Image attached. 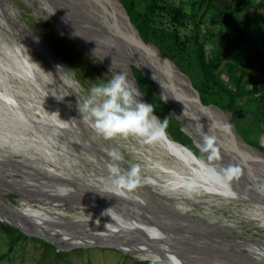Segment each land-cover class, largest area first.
Here are the masks:
<instances>
[{
	"label": "bare ground",
	"instance_id": "6f19581e",
	"mask_svg": "<svg viewBox=\"0 0 264 264\" xmlns=\"http://www.w3.org/2000/svg\"><path fill=\"white\" fill-rule=\"evenodd\" d=\"M42 1L53 8L49 0ZM56 1L77 14H102L116 27L128 28L111 0ZM23 12L0 0V194H16L21 203L15 210L0 209L5 215L0 216L27 235L66 241L68 246L118 248L144 261L263 264L239 254L244 246L232 241L231 230L221 240L203 235L211 229L215 236L221 235L218 226L230 222L227 217L232 210H239L251 225L264 230V197L232 174L210 168L173 146L165 132L147 146L129 136L142 144L135 150L117 137L106 140L99 136L78 107V101L82 103L89 92L69 67L61 64L63 60L51 40L38 33ZM89 26L85 27L90 32L84 39L87 47L103 55L107 63L127 70L130 65L116 54L106 34L98 26ZM18 42L24 44L22 55L13 51ZM100 42L108 46L107 53L99 49ZM139 99L147 103L143 95ZM174 106L188 120L180 104L175 101ZM226 120L229 122V117ZM112 153L121 159L116 160ZM6 157L47 181L31 175L25 179L13 177L18 171L2 164ZM260 161L264 168V159ZM112 164L121 172L139 165V186L144 190L113 188L109 171ZM100 167L105 174L96 169ZM229 175L231 179L226 178ZM7 182L13 184L12 188ZM146 188L159 193L165 202L152 200L155 196ZM198 199L210 201L226 213L206 214L197 205ZM237 199L247 206L236 203ZM16 211L23 217L18 218Z\"/></svg>",
	"mask_w": 264,
	"mask_h": 264
},
{
	"label": "rangeland",
	"instance_id": "374dc122",
	"mask_svg": "<svg viewBox=\"0 0 264 264\" xmlns=\"http://www.w3.org/2000/svg\"><path fill=\"white\" fill-rule=\"evenodd\" d=\"M5 1L24 11L25 18L32 19L36 31L51 40L56 53L63 60L61 64L69 67L87 92L93 85L103 84L116 73L126 72L147 103L154 106V114L161 120L168 118L165 133L170 144L195 156L210 168L231 174L212 158L205 144L185 125L182 116L176 114L171 105L174 102L144 72L132 68V65L127 70H122L89 55L63 35L58 25L51 19L56 16L54 8H49L42 0ZM117 1L120 7L128 10L131 23L137 31L141 30L144 41L152 46L153 53L177 65L193 85L198 86L204 80L195 52L198 44H201L204 59L211 64L210 74L233 92L234 104L241 106L246 100L255 104V98L259 95L257 90L264 85V0H203L201 4L197 0ZM224 15L230 16L231 20L224 21L222 19ZM238 33L241 34V39L237 37ZM139 35L141 36L140 33ZM18 44L13 47V51L22 55L24 44L23 42ZM250 56H256V59L248 64ZM203 95L207 104L222 110L225 120L229 117L230 124L242 140L257 143L264 153V117L261 113L256 117L254 116L256 113H246L237 118L233 112L224 108L229 102V96L215 86L208 87ZM175 108L178 112L179 108ZM117 140L134 150L142 145L136 138L117 137ZM11 160L6 157L2 164L17 169L18 173L12 174L13 177L25 179L26 175H31L46 180L43 176L19 166L18 161L11 163ZM135 160L138 161V158L135 157ZM96 169L105 174L102 167ZM6 185L12 188L13 184L7 182ZM136 188L144 190L139 185ZM66 192L75 194L73 191ZM147 192L155 196L152 200L165 202L156 191L147 189ZM196 203L206 214L222 216L226 213L224 209L210 201L198 199ZM236 203L247 206L242 200ZM19 206L21 207V203L18 195L0 194V209L3 211L15 210L17 207L20 208ZM164 207L165 204L162 208L166 210ZM232 211L234 212L228 213L227 217L230 222L218 226L217 233L221 235L215 236L211 229L203 237L221 240V237L231 230L232 241L244 246L239 254L264 264V230L251 225L252 223L239 210ZM0 215L5 216L3 212ZM16 215L18 218L23 217L21 211H16ZM0 218L3 220H0V264H169L162 261H144L136 254H124L118 248L105 246L85 248L78 247L77 244L68 246L67 242L62 240L41 239L23 233L6 222L3 217ZM32 219L36 220L34 217Z\"/></svg>",
	"mask_w": 264,
	"mask_h": 264
},
{
	"label": "water",
	"instance_id": "95a60500",
	"mask_svg": "<svg viewBox=\"0 0 264 264\" xmlns=\"http://www.w3.org/2000/svg\"><path fill=\"white\" fill-rule=\"evenodd\" d=\"M111 1L117 9L119 18L128 25L127 29L116 27L102 14H96L95 17L83 16L82 13L79 15L76 11L62 7L56 0H49L51 6L58 12V16L51 19L66 38L81 46L89 55L109 62L103 58V55L92 52L84 43V39L90 33L85 27H90V24L98 26L106 34L104 36H107L106 38H109L115 46L116 54L122 55L127 65H132L144 72L172 102L176 101L180 104L189 120L184 121L185 125L190 127L193 134L205 144L212 158L248 188L264 197V168L260 163V158L264 159V153L239 137L234 127L223 119V112L220 108L204 104L189 77L173 62L153 53L152 46L141 38L130 19L122 13L119 2ZM222 18L231 19L227 15ZM99 47L103 53H107L106 50L109 49L101 42ZM171 105L178 115L174 104L171 103ZM245 112L246 110H239L235 116H242ZM206 137L213 138V142L207 144ZM236 169L239 171H234ZM13 226L25 233L20 227Z\"/></svg>",
	"mask_w": 264,
	"mask_h": 264
},
{
	"label": "clouds",
	"instance_id": "9594fccd",
	"mask_svg": "<svg viewBox=\"0 0 264 264\" xmlns=\"http://www.w3.org/2000/svg\"><path fill=\"white\" fill-rule=\"evenodd\" d=\"M141 95L139 88L128 79V74L118 72L103 84L93 85L87 97L82 98V103L78 101V107L81 116L104 139L132 136L147 143L164 134L168 118L161 120L154 115V106L142 102ZM205 139L207 144L213 142L211 137ZM110 155L116 160L121 159L115 153ZM109 171L115 189L132 190L141 183L139 165L134 164L121 172L118 165L112 164ZM226 178L231 179V176Z\"/></svg>",
	"mask_w": 264,
	"mask_h": 264
},
{
	"label": "trees",
	"instance_id": "16d2710c",
	"mask_svg": "<svg viewBox=\"0 0 264 264\" xmlns=\"http://www.w3.org/2000/svg\"><path fill=\"white\" fill-rule=\"evenodd\" d=\"M197 2L201 4L203 2V0H197ZM122 13L127 18H130L129 12L126 8L122 7ZM230 20H224V21H230ZM138 31L141 34V37L143 38V40H145V38L142 36L141 30L138 29ZM237 37L239 39H241V34L238 33ZM202 51H203L202 45L198 44L197 50L195 52H197L196 54H197V58H198V63H199L200 69L203 72L204 80L200 85H198V86L194 85V87L198 90L202 102L204 104H207L203 94L207 90L208 87L215 86L218 89H220L222 92H224L226 95L229 96V102L227 103V105L224 108L228 109L229 111L233 112L234 114L239 110H246V112L244 114L256 113V114H254V116L256 117L258 113L259 114L261 113L262 117H264V85L261 86L260 88H258V90H257V91H259L258 92L259 95L257 96V98H255V104L251 103L250 100H246L244 102V104H242L241 106H236L234 104L233 92L229 88H227L226 86L224 87V85L218 80L217 77L212 76L210 74V71H209L210 66L209 65H211V64H208L205 61L204 52H202ZM254 59H256V56H254V57L250 56L248 58V64H250ZM132 68H136V67L132 66ZM237 118H241V116H239ZM246 143L257 147L262 151V149L260 148V146L257 143H250V142H246Z\"/></svg>",
	"mask_w": 264,
	"mask_h": 264
}]
</instances>
